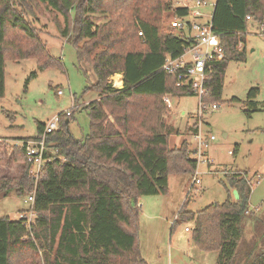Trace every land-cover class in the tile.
<instances>
[{
    "label": "trees",
    "instance_id": "trees-1",
    "mask_svg": "<svg viewBox=\"0 0 264 264\" xmlns=\"http://www.w3.org/2000/svg\"><path fill=\"white\" fill-rule=\"evenodd\" d=\"M39 1L63 17L62 37L96 75L97 82L87 90L98 99L86 107L90 132L82 139L68 130L75 110L71 116L59 115L60 129L47 137L58 156L45 166L36 189L25 150L16 149V161L20 157L24 165L20 176L0 177V193L3 198L29 197L35 191V216L30 226L27 218H0V264H147L137 238L139 199L166 195L170 176H193L197 169L188 141L169 147L170 137L180 131L167 124L163 102L166 95L195 97L176 86V75L162 69L168 56L180 57L188 45L174 31L163 30L165 15L181 18L190 10L174 8L172 0ZM32 8L30 0H0V99L8 61L33 59L38 70L62 67L46 51ZM98 17L104 22L97 23ZM250 21L264 24V0L217 1L213 27L225 58L212 65L204 105L219 102L228 65L246 62ZM116 75H122L123 89L111 82ZM36 77V72L30 75L26 89ZM259 94L258 88L249 91L243 111L247 118L263 110ZM44 129L45 124L37 123V137ZM194 131L188 126L185 133ZM226 178L229 190L223 204L195 213L186 210L187 199L174 226L193 222V242L201 252H217L216 264H264V248L240 250L252 192L248 173Z\"/></svg>",
    "mask_w": 264,
    "mask_h": 264
},
{
    "label": "rangeland",
    "instance_id": "rangeland-1",
    "mask_svg": "<svg viewBox=\"0 0 264 264\" xmlns=\"http://www.w3.org/2000/svg\"><path fill=\"white\" fill-rule=\"evenodd\" d=\"M184 1L172 0L173 7H182ZM186 4L193 6L195 0ZM30 5L39 17L35 27L46 51L58 59L62 67L38 70L33 59L7 62L5 96L0 99V177L20 176L23 159L19 157L16 161L15 152L22 139L38 136L37 123L47 124L53 117L75 110L69 120V132L77 139L88 135L90 121L86 107L98 99L95 91L87 90L97 82L96 75L88 65L79 62L74 45L62 37L63 17L39 0H30ZM174 18L165 15L164 31H170L169 24ZM96 22L104 20L98 17ZM247 34L246 62L228 65L224 89L217 103L219 108L212 110L209 105L204 113L205 131L216 138L209 151L213 165H199L201 183L192 193L193 176L179 174L169 177L166 195L139 199L137 238L147 264H216L217 252L202 255L193 242L194 223L181 222L174 226V222L187 199L186 210L195 213L210 205L223 204L229 190L226 177L237 172H247L252 183L240 250H251L255 245L264 248V37L260 36V26L253 21L248 24ZM33 72L37 77L26 89L27 79ZM119 76L122 79V75ZM113 79L114 87L121 89L122 85L118 86ZM253 88L260 91L257 101L263 110L247 118L243 111L248 109L247 96ZM59 91L63 95H59ZM234 98L241 102L232 103ZM173 102L175 109L171 114L166 113L165 119L180 134L170 137V148L191 140L185 130L193 125L199 110L196 96L175 98ZM30 206L28 197L12 194L3 198L0 193V218L18 221L22 214L30 211Z\"/></svg>",
    "mask_w": 264,
    "mask_h": 264
},
{
    "label": "built area",
    "instance_id": "built-area-1",
    "mask_svg": "<svg viewBox=\"0 0 264 264\" xmlns=\"http://www.w3.org/2000/svg\"><path fill=\"white\" fill-rule=\"evenodd\" d=\"M189 1L185 0L181 5L190 10L188 15L181 18L175 17L169 24V29L182 37L188 45L180 57L171 58L168 56L162 69L168 74L177 76L176 86L178 88L189 89L199 98L197 118L193 125L190 126L195 131L190 135L191 140L188 141L191 144V152L197 161V169L193 175L190 187V193H192L195 187L201 183L199 165H213L209 151L216 138L210 135V132L205 131L204 128V113L208 106L203 104V98L208 94L206 84L210 74L213 72L212 65L215 62L224 60L225 51L221 39L214 32L213 27V12L218 0H195L193 6L186 4ZM208 9L211 12H208ZM259 26L260 36L264 37V24ZM59 95H63V92L59 91ZM174 99L172 95H166L163 98L169 114L175 109ZM218 108L217 104L211 105L212 110H217ZM77 109H79L78 106ZM71 112V110L67 111L64 115L71 116ZM59 129L60 119L59 115H57L45 124V129L40 138H29L26 141H21V145H19L25 150L27 161L31 166L30 175L35 182V189L39 180L44 176L45 166L58 156V150L54 149L53 145L47 144V137ZM61 159L65 162V159ZM249 182L251 183V181ZM28 202L31 204L30 211L22 214L21 218H27V225L30 226L31 220L35 216V191L28 197ZM246 214H249V210ZM187 231L190 232L188 228Z\"/></svg>",
    "mask_w": 264,
    "mask_h": 264
},
{
    "label": "bare ground",
    "instance_id": "bare-ground-1",
    "mask_svg": "<svg viewBox=\"0 0 264 264\" xmlns=\"http://www.w3.org/2000/svg\"><path fill=\"white\" fill-rule=\"evenodd\" d=\"M115 77V76H114ZM121 77L118 75V76H116L114 79H113V81H117V85L118 86H121L122 85V81H121V79H120Z\"/></svg>",
    "mask_w": 264,
    "mask_h": 264
},
{
    "label": "water",
    "instance_id": "water-1",
    "mask_svg": "<svg viewBox=\"0 0 264 264\" xmlns=\"http://www.w3.org/2000/svg\"><path fill=\"white\" fill-rule=\"evenodd\" d=\"M121 89H123V86L121 87ZM234 195H235V198L238 199V193H237V191H234Z\"/></svg>",
    "mask_w": 264,
    "mask_h": 264
},
{
    "label": "crops",
    "instance_id": "crops-1",
    "mask_svg": "<svg viewBox=\"0 0 264 264\" xmlns=\"http://www.w3.org/2000/svg\"><path fill=\"white\" fill-rule=\"evenodd\" d=\"M121 81H122V83H123V77H122ZM122 86H123V84H122ZM122 86H121V87H122ZM79 106H80V105H79ZM182 115L185 116V113L182 114ZM25 139H26V138H25ZM201 254H202V255H205L206 253H203V252H202Z\"/></svg>",
    "mask_w": 264,
    "mask_h": 264
}]
</instances>
